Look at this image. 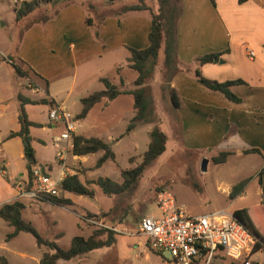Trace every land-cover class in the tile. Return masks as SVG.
I'll return each instance as SVG.
<instances>
[{
  "label": "rangeland",
  "instance_id": "obj_1",
  "mask_svg": "<svg viewBox=\"0 0 264 264\" xmlns=\"http://www.w3.org/2000/svg\"><path fill=\"white\" fill-rule=\"evenodd\" d=\"M37 1L40 3L38 8L41 7L42 12H45L43 16L50 17L53 16L59 2L63 0ZM123 1L129 2L130 0ZM102 2L105 1H88L92 5ZM19 7L12 6L9 0H0V91L3 90V93L6 94L4 102H6L8 110L14 107L16 112L18 109V101L15 99L17 93L23 92L33 99L46 96L41 92L32 95L27 91L26 85H29L28 90L34 88L32 84L35 81L34 77L28 76V80L27 77L17 76L8 61L21 58L23 49L28 42L25 39L27 33L32 28L41 31L43 25L36 23L35 25H38L36 28L30 27L33 26V19L42 17L41 13L36 14L39 12L35 13L37 16L34 14L26 20L16 22L14 10ZM95 10L96 6H93L92 11H89L93 18L95 17L92 14H95ZM89 34L92 35L91 31ZM90 37L92 38V36ZM95 40L94 42L103 49L102 42ZM162 57L164 61L161 48L158 52V64L154 66L151 73H159L158 67ZM124 61L122 53L109 56L101 54L90 63L80 65L78 69H72L49 83L48 93L50 95L52 92L56 95L64 94L71 89L64 105L76 120V134L98 138L105 142L112 137L114 140H121L116 147L112 146L113 152L116 154L115 162L107 161L99 168L95 167V162L100 153L81 157V163H77L71 160L72 154L68 151L66 166L72 165L82 181L87 182L97 177H108L116 182H121L120 171L135 167L147 149L148 126H137L127 135H123L131 118L132 96L129 94H122L105 106L103 103L97 104L84 120L77 121V114L81 108L80 99L103 89L98 77L112 81V84L119 89L129 90L134 87L132 76L137 77V73L127 68V62ZM146 68L150 69L148 64ZM72 78L73 81H71ZM166 78L167 75L164 83ZM124 79L129 80V83L124 84L123 82L122 84L121 80ZM142 87L147 95L150 108L154 113L156 112L157 121L161 123L160 127L167 137V144L165 152L144 169L135 187L129 193L107 197L99 188L92 186L93 197L72 195L73 204L70 207L54 206L47 202L33 201L28 198L21 200L25 206L22 218L30 222L40 237L54 241L64 250L69 247L72 237H87L95 228H116L118 230V233L113 230L116 233L115 242L110 247L93 250L80 259L60 261L59 264H173L168 253L149 250L146 248V239L134 235L139 219L145 214L157 212L154 202L156 194L160 191L169 192L190 216H200L217 211L231 214L237 210L247 209L248 211L249 209L251 211L248 213L252 223L260 236L264 238V213L260 208L261 192L257 183L262 157L256 154L229 156L225 163L214 164L211 157L217 155V152L221 150L212 151L213 153H208V149L202 152L189 151L190 148H186L181 140H175L176 137L172 133L167 117V112L172 108H170L168 98L160 99L158 97L156 81L149 78ZM149 88H151V92ZM25 109L32 120L47 122L48 105L26 107ZM169 113L168 116L171 117L172 112ZM159 114L163 115L162 119ZM47 132L49 133V131ZM47 132L35 129L31 131L30 137L45 141V147L34 143L33 151L36 152L34 157L37 161L40 159L53 168L51 175L53 177L56 168L53 164V147L48 141ZM121 135L123 137L120 138ZM132 143L135 144V150L132 149ZM130 158L132 162L129 161ZM203 159L209 160L206 171H201ZM9 164L5 169L7 175L0 176L1 186L5 184L8 176H12L16 168L14 162ZM3 165L4 162L0 161V169ZM226 185L230 186V191L233 187L238 186H242L243 189L231 199L228 197L229 193L224 189ZM1 186L0 189H2ZM103 212L104 214L109 212V215L102 217L101 213ZM92 215L99 217L94 218L91 217ZM10 231V227L0 219V254L7 259L8 264H37L46 249L37 247L34 238L27 233H22L17 238L6 241L5 237ZM58 236L60 237L55 238ZM250 259L255 263L264 264V245ZM211 264L241 263L231 262L225 257H218L213 259Z\"/></svg>",
  "mask_w": 264,
  "mask_h": 264
},
{
  "label": "crops",
  "instance_id": "obj_2",
  "mask_svg": "<svg viewBox=\"0 0 264 264\" xmlns=\"http://www.w3.org/2000/svg\"><path fill=\"white\" fill-rule=\"evenodd\" d=\"M88 1L63 0L56 6L53 16H43L45 12H42L40 7L23 19L26 20L39 12L36 14L41 13L42 17L33 19V26L30 27L36 28L38 26L35 25L36 23L43 25L41 31L32 28L33 30L31 29L27 33L25 39L28 42L23 49L21 58L12 61L24 70L30 68L33 71L29 76L34 77L35 81L32 83L34 88L28 90L29 85H26L25 89L32 95L41 92L46 96L33 99L23 92H20L21 95L34 101L40 99L53 101L52 108H65L64 103L71 89L64 94L56 95L52 92L50 95L48 93L50 81L60 78L72 69H78L80 65L90 63L101 54L109 56L122 53L124 62H127L128 48L143 49L148 46L150 11L123 10L134 5L137 0L129 2L104 0L105 2L98 5L89 4ZM145 4L152 12H157L155 1L154 3L145 1ZM93 6H96L95 14H92L95 18L89 13ZM176 7L178 16L173 26L174 63L165 67L162 57L159 63L161 67H158L159 73H151L150 78L158 85V97L160 99L168 98L170 108H172L169 112H172V116H168L170 113L167 112V117L172 133L176 137L175 140H181L186 148H190L189 151L202 152L205 149H208V153H213L212 151L215 150L229 151L233 153L231 156L235 157L247 155L243 153L246 150L257 149L258 154H250L262 157L261 169L264 165V0H245L241 4L238 3V0H215L214 5L209 0H179ZM36 14L35 16H37ZM89 31L92 35L89 34ZM93 32H97V40L102 42L103 49L94 42L96 40L93 37ZM249 51L253 53V57L248 56ZM211 53H219V60L222 63L202 65L197 63L198 58ZM126 67L133 70L128 66V62ZM196 70L199 71L201 77L208 80L225 82L239 79L243 81L244 84L231 88L241 102L231 103L219 93L208 91L195 77ZM166 75L168 85L164 83ZM100 78L98 77V81ZM27 79L29 80V77ZM135 79L136 76H132V83ZM121 82L127 84L129 80L124 79ZM21 87L23 88V86ZM168 88L173 89L176 93L179 101L178 108L172 106ZM149 90L151 92V88ZM5 95L3 90L0 91V161L4 162L0 169V176L7 175L5 169L10 165L9 163L14 162L16 168L12 176L7 177L3 186L0 183L2 187L0 189V206L12 201L21 202L23 200L19 193L22 190L21 184L26 180L25 166L27 162L24 158L20 138H6L10 132L19 130V124L17 121L18 112L14 107L8 110V106L4 102ZM150 95L152 96V94ZM38 105H24L28 120L40 125V127H30L29 135L35 129H40L41 132L49 131L47 136L53 147L52 156L56 171L52 177L53 168L40 159L37 161L35 157L36 164L31 168L41 167L44 173L58 180L60 185L66 175L78 174V172H75L72 165L66 166L67 157L63 167L56 160L53 141L62 130L61 125L50 121L48 114L45 123L32 120L28 115L25 108ZM52 108L49 107V111ZM150 110L153 112L154 118L157 119L156 112L154 113L152 108ZM32 112L34 113V111ZM160 115V119H162L163 115L159 114V117ZM158 123L161 126L160 121ZM146 126H148L149 133L152 124H146ZM74 135H78L76 131ZM106 141H110L112 146L116 147L121 140L116 141L112 137ZM34 143L45 147V141L42 139L32 137V148ZM131 146L133 150L136 149L134 143ZM35 154L36 152H34ZM81 157L85 156H72L71 160L81 163ZM206 160L205 171L209 163V160ZM78 179L82 184H85L79 174ZM92 186H88V188L94 192ZM224 189L229 193L230 186L226 185ZM258 189H261L259 185ZM72 195L75 194L59 190L58 197L69 199L73 204ZM174 200L176 205L180 206L175 198ZM24 209L23 204L22 211ZM113 229L115 232L118 231L116 228ZM20 234L22 233L14 238Z\"/></svg>",
  "mask_w": 264,
  "mask_h": 264
},
{
  "label": "trees",
  "instance_id": "obj_3",
  "mask_svg": "<svg viewBox=\"0 0 264 264\" xmlns=\"http://www.w3.org/2000/svg\"><path fill=\"white\" fill-rule=\"evenodd\" d=\"M50 1V0H46ZM113 2L115 0H106ZM145 1H149L157 4V12L154 13L149 9ZM179 0H137V2L129 6L124 11H150V30L148 33V46L143 49L128 48L129 57L127 58L128 66L137 73L136 79L133 81V89L123 90L113 85L111 81L106 78H100L99 81L103 85V89L95 91L86 97L80 99V111L77 114V121L83 120L88 113L97 104L103 103L105 106L109 102L116 99L122 94H129L132 96V113L133 117L129 120L123 135H127L134 128L141 125L152 124V128L149 131V142L147 149L141 155V161L133 168L124 169L120 171L121 182H116L108 177H97L94 180L87 181L82 184L78 179V174L66 175L59 185V190L62 192L73 193L83 197H93L94 192L88 188L89 185L96 186L102 193L107 196H120L129 193L136 185L138 179L142 175L144 169L153 163L159 156H161L166 150L167 137L159 126L157 119L154 118L153 112L150 110L149 101L144 93L143 85L147 79L151 78V70L157 64L158 52L163 49L165 67L174 63V22L178 16V10L176 3ZM214 5L215 0H209ZM245 0H238L241 4ZM40 3L37 0L22 1L20 7L14 10L16 22L23 20L30 15L34 10L39 7ZM94 39H98L97 32H93ZM219 53L206 54L197 59L199 65L206 63H217L219 60ZM10 65L14 69L15 73L19 77H27L30 72H33L30 68L22 69L18 64H15L11 59ZM149 65L150 69L146 68ZM195 77L200 84L208 91L219 93L224 99L231 103L238 104L241 102L231 90L232 87L244 84L243 81L236 79L225 82H217L214 80H208L200 76L198 70L195 71ZM166 85L168 82L166 80ZM171 104L174 108L179 107V101L176 93L173 89L168 88ZM16 99L18 101L17 109V121L19 124V130L16 132H10L7 135V139L18 137L21 140L23 154L30 158L29 162H26V180L22 183L21 187L24 191H28L32 187V171L31 166L36 164L34 159V151L31 146L32 138L29 135L30 127H40L39 124L33 123L28 120L27 114L24 110V105H48L53 107V101L47 99L30 100L24 97L20 93L17 94ZM75 119V118H74ZM123 135L120 136L123 137ZM117 140V139H116ZM70 153L72 156H86L90 154L101 153L95 162V167L99 168L105 162H115V154L112 149V144L105 142L101 139L94 137H83L80 135H73L71 138ZM244 154L259 153L257 149H249L243 152ZM233 155L232 152L223 151L217 153V155L211 157V161L214 164L225 163L226 159ZM132 162V159H129ZM257 183L261 190L260 208L264 213V165L257 174ZM242 186L233 187L229 192L228 197L234 198L242 191ZM40 202H48L55 206H70L71 201L64 197L45 196ZM23 204L19 201H12L10 203L0 206V219L6 223L12 230L5 237L6 241L16 237L19 233L30 234L37 247L46 249V252L41 254V257L37 264H57L58 261H69L75 258H81L87 253L97 250L103 247H110L115 242L116 233L107 228H95L87 237L74 236L70 240V245L67 249H61L54 241H49L40 237L34 227L22 218ZM250 212L251 210L248 209ZM247 209H241L232 212L234 218L240 222L256 239L254 249H261L264 245V238L260 236L258 230L252 223ZM108 213L102 214V217L108 216ZM91 217L98 218L99 216L92 215ZM61 236V234H60ZM58 236V238L60 237ZM156 252V251H155ZM160 253V252H157ZM0 264H8L7 259L0 255Z\"/></svg>",
  "mask_w": 264,
  "mask_h": 264
},
{
  "label": "built area",
  "instance_id": "obj_4",
  "mask_svg": "<svg viewBox=\"0 0 264 264\" xmlns=\"http://www.w3.org/2000/svg\"><path fill=\"white\" fill-rule=\"evenodd\" d=\"M9 1L17 8L23 0ZM248 56L253 57V53L249 51ZM48 119L62 127L53 144L56 160L63 167L77 128L76 120L63 107L52 108ZM31 171L32 187L28 191L22 189L20 197L40 201L45 196L59 195L58 180L41 167H32ZM154 203L157 212L143 215L134 235L144 237L149 250L168 253L173 264H211L217 257L241 264H262L250 259L259 250L254 249L257 241L232 213L217 211L190 216L167 191L158 192Z\"/></svg>",
  "mask_w": 264,
  "mask_h": 264
},
{
  "label": "water",
  "instance_id": "obj_5",
  "mask_svg": "<svg viewBox=\"0 0 264 264\" xmlns=\"http://www.w3.org/2000/svg\"><path fill=\"white\" fill-rule=\"evenodd\" d=\"M218 62L222 63V61H220V60ZM24 158L26 159L27 162L30 161V158L27 155H24ZM206 162H207L206 159L202 160V162H201V171H205Z\"/></svg>",
  "mask_w": 264,
  "mask_h": 264
}]
</instances>
